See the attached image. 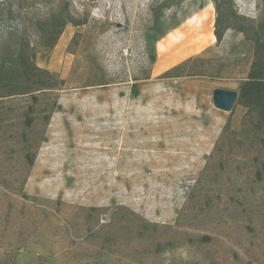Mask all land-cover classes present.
I'll list each match as a JSON object with an SVG mask.
<instances>
[{
    "label": "rangeland",
    "instance_id": "374dc122",
    "mask_svg": "<svg viewBox=\"0 0 264 264\" xmlns=\"http://www.w3.org/2000/svg\"><path fill=\"white\" fill-rule=\"evenodd\" d=\"M68 2L83 25L35 58L64 86L32 128L27 97L0 104V264H264V134L212 105L253 43L229 29L216 46L210 0ZM233 4L264 20L263 0ZM189 58L192 75L162 77Z\"/></svg>",
    "mask_w": 264,
    "mask_h": 264
},
{
    "label": "trees",
    "instance_id": "16d2710c",
    "mask_svg": "<svg viewBox=\"0 0 264 264\" xmlns=\"http://www.w3.org/2000/svg\"><path fill=\"white\" fill-rule=\"evenodd\" d=\"M55 6L53 8V4ZM94 1V0H87ZM215 11L213 36L219 46L227 30L232 29L244 35L253 43L252 60L245 78L236 91V103L253 114L255 126L264 134V20L250 24L237 15L233 0H210ZM264 1V0H263ZM52 9L42 11L30 21L31 32L23 24L9 30H0V104L7 99L27 97L29 104L24 112V124L34 126L37 108L41 97L61 90L65 82L35 63L37 49L49 53L56 45L67 25L78 27L83 22L69 9L68 0H48ZM35 0H0V23L4 20L21 19ZM197 59L189 58L162 74L163 78H178L192 75L191 63ZM55 107V101L51 109ZM49 115L45 116V122ZM1 121V117H0ZM1 131V126H0ZM28 164L33 155L26 156Z\"/></svg>",
    "mask_w": 264,
    "mask_h": 264
},
{
    "label": "water",
    "instance_id": "95a60500",
    "mask_svg": "<svg viewBox=\"0 0 264 264\" xmlns=\"http://www.w3.org/2000/svg\"><path fill=\"white\" fill-rule=\"evenodd\" d=\"M238 97L236 91L214 89L212 91V105L215 109L230 112Z\"/></svg>",
    "mask_w": 264,
    "mask_h": 264
},
{
    "label": "bare ground",
    "instance_id": "6f19581e",
    "mask_svg": "<svg viewBox=\"0 0 264 264\" xmlns=\"http://www.w3.org/2000/svg\"><path fill=\"white\" fill-rule=\"evenodd\" d=\"M212 38H214V36H212ZM215 39V38H214Z\"/></svg>",
    "mask_w": 264,
    "mask_h": 264
}]
</instances>
